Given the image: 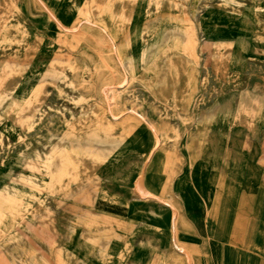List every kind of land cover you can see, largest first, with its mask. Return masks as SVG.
I'll return each mask as SVG.
<instances>
[{"label": "rangeland", "instance_id": "obj_1", "mask_svg": "<svg viewBox=\"0 0 264 264\" xmlns=\"http://www.w3.org/2000/svg\"><path fill=\"white\" fill-rule=\"evenodd\" d=\"M0 16V264H155L170 212L135 186L155 154L197 264L200 235L206 264H264V0H0ZM218 103L216 175L188 144Z\"/></svg>", "mask_w": 264, "mask_h": 264}, {"label": "bare ground", "instance_id": "obj_2", "mask_svg": "<svg viewBox=\"0 0 264 264\" xmlns=\"http://www.w3.org/2000/svg\"><path fill=\"white\" fill-rule=\"evenodd\" d=\"M125 2V1H123ZM250 4V3H249ZM125 8V7H124ZM52 14V12H51ZM5 15V14H4ZM1 17V16H0ZM55 18V17H54ZM57 21V20H56ZM70 30V29H69ZM7 51V50H6ZM19 51V50H18ZM210 53H212V51H209ZM172 67V66H171ZM129 72V71H128ZM68 73V72H67ZM170 75L173 77L174 75L172 73H170ZM166 77V78H165ZM168 76H164L158 80L154 86V93L156 95V97L160 100L165 102L169 95L170 92L172 91L169 85V82L167 81ZM144 86H146L145 82L142 83ZM157 84L161 85L163 88L168 87L169 88V94H163L162 91L158 92L155 87L157 86ZM7 85V84H6ZM61 85V84H60ZM6 88V86H5ZM118 88V87H117ZM68 89V88H66ZM107 90V89H106ZM69 95V94H68ZM74 95V94H73ZM138 97V96H137ZM260 100V99H259ZM171 101V100H170ZM173 103L175 105V107L177 108L178 111L180 112H186L188 110L189 107V97L185 94L184 91L175 93L173 95ZM258 103V102H257ZM48 105V104H47ZM68 105V104H66ZM90 106V105H89ZM224 106L229 107V103L225 104ZM256 106V105H255ZM57 107V106H56ZM222 108V104L218 103L215 107H214V111L213 113H207V114H203L201 116V118L198 121V127H197V131L194 133V137L197 139V142L188 144L189 147L190 145L192 146V152H193V159H198V158H202L204 161H206L207 164V168L209 171L216 173L217 175V170L220 168L217 164H216V159L218 158V154H217V140L215 139V137H212L211 134L212 133H217L219 135L222 136V131H218V130H213V128L216 127V115L217 113L221 110ZM74 109V108H73ZM87 109V107H86ZM90 111V110H89ZM139 112V111H138ZM171 112V111H170ZM182 114V113H181ZM139 115V114H138ZM79 116V115H78ZM113 119L115 120L117 117L115 115L112 116ZM178 117V116H177ZM80 118V117H79ZM78 118V119H79ZM178 119V118H177ZM148 121V120H147ZM24 126V125H23ZM108 130V129H107ZM149 133H154L153 136H150V143L148 145H146L142 151H138L141 152L140 154H144V157L146 158L148 152L150 150H155L158 143L160 142L159 138L155 137L156 131L154 130V128L152 126L149 127L148 129ZM39 133V131H38ZM31 134V133H30ZM22 135V134H21ZM193 135V134H192ZM191 135V136H192ZM4 139V138H3ZM194 139V140H196ZM155 140V142H153ZM190 142V141H189ZM171 143V142H170ZM4 145V144H3ZM77 146V145H76ZM87 146V145H86ZM85 146V147H86ZM120 147V146H119ZM77 148V147H76ZM13 153V152H12ZM190 153V151H189ZM105 154V153H104ZM103 154V155H104ZM2 157V156H1ZM191 158V157H190ZM146 160V159H145ZM63 160L60 161V164L62 163ZM194 162V161H192ZM58 163V162H57ZM131 163V160H129L125 166H129V164ZM56 165V164H55ZM165 166H166V161L165 159L158 155L155 154L153 161L151 162V169L150 172L147 173V175L145 176H139L136 181H135V186L137 188L136 191H138L139 196L147 198V194H148V190L146 187L147 183H152V184H156L157 186L155 187H159L158 191L156 192H152L150 196H148V198L154 199L156 201H159L161 203H163L169 210L170 215L169 217H162V219L164 218L166 221V224L164 222H162L166 228H168L169 232H170V251L167 250H163V257L161 259L156 260L155 264H197V259L194 257L193 252L195 248H190V243L186 242V240H182L179 238L178 236V227L179 224L175 222V212L176 210L173 208V205L169 204L166 200H165V190H166V185L163 183L162 181V173L165 170ZM82 171V170H81ZM102 172V171H101ZM101 175V174H100ZM93 181V180H92ZM250 182V181H249ZM248 182V183H249ZM251 183V182H250ZM148 185V184H147ZM150 188V186H149ZM151 189V188H150ZM54 202V200H53ZM59 209V208H58ZM41 210V209H40ZM207 212H209V207L207 206ZM42 214V213H41ZM3 213L0 212V226L2 224V220H3ZM37 217V216H36ZM41 218V217H40ZM36 220V219H35ZM222 220V219H221ZM51 221V220H50ZM55 221V220H54ZM226 221V222H225ZM225 221L222 220L218 222V226L225 228V231H229L235 227H237V225H240L239 222L235 223V219L234 220H229L228 218H225ZM37 222V221H36ZM237 222V220H236ZM56 223V222H55ZM46 224V223H45ZM28 227L31 231H38L41 235H43L45 238H49L50 237V232L44 227V225L42 223H40V220H38L36 225L33 224H28ZM50 229V228H49ZM54 229V228H53ZM18 230V229H17ZM243 230V229H242ZM31 235V234H30ZM53 235V234H52ZM2 236V235H1ZM27 236V235H26ZM54 237V236H53ZM27 238V237H26ZM44 238V239H45ZM52 238V237H51ZM55 238V237H54ZM43 239V240H44ZM57 239V238H56ZM24 240V238H23ZM28 240V239H27ZM51 241V240H50ZM49 242V241H48ZM38 243V242H36ZM47 244V243H46ZM36 246V245H35ZM41 248V247H39ZM8 249V248H7ZM9 250V249H8ZM4 251V250H3ZM10 258V257H9ZM199 262V261H198ZM68 264V263H67Z\"/></svg>", "mask_w": 264, "mask_h": 264}, {"label": "crops", "instance_id": "obj_3", "mask_svg": "<svg viewBox=\"0 0 264 264\" xmlns=\"http://www.w3.org/2000/svg\"><path fill=\"white\" fill-rule=\"evenodd\" d=\"M193 242L195 244H197V247L200 250V257H199L200 264H206L207 261L211 262L212 255H211V252L208 248V244H207L206 239L200 235L199 238L197 240H193ZM244 251H245V249H242V251H241V254H243V257H244ZM255 251L253 252V255L251 257L250 264H252L253 257L255 256V253H256ZM210 264H213V263H210Z\"/></svg>", "mask_w": 264, "mask_h": 264}]
</instances>
